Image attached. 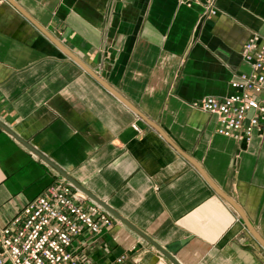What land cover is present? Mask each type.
Wrapping results in <instances>:
<instances>
[{"label":"crops","instance_id":"obj_1","mask_svg":"<svg viewBox=\"0 0 264 264\" xmlns=\"http://www.w3.org/2000/svg\"><path fill=\"white\" fill-rule=\"evenodd\" d=\"M253 34L264 0H2L0 225L61 176L13 132L163 248L182 240L179 264H264V117L223 136L193 105L250 71ZM72 250L168 260L117 218Z\"/></svg>","mask_w":264,"mask_h":264},{"label":"built area","instance_id":"obj_2","mask_svg":"<svg viewBox=\"0 0 264 264\" xmlns=\"http://www.w3.org/2000/svg\"><path fill=\"white\" fill-rule=\"evenodd\" d=\"M241 54L251 69L230 81L233 91L205 96L193 105L216 116L218 134L248 139L264 117V38L251 35ZM114 219L60 176L0 225V264H77L72 250L74 239L82 232L96 235ZM126 258L127 254L121 253L106 264H122ZM153 264L172 263L160 258Z\"/></svg>","mask_w":264,"mask_h":264},{"label":"water","instance_id":"obj_3","mask_svg":"<svg viewBox=\"0 0 264 264\" xmlns=\"http://www.w3.org/2000/svg\"><path fill=\"white\" fill-rule=\"evenodd\" d=\"M18 141H20L24 146L32 150L34 153H36L42 160H44L46 163L51 165L53 168L57 170V172L63 176L65 179H67L74 187H76L80 192L88 196L90 199L101 205L103 208H105L108 212H110L115 218L119 219L121 222L126 224L128 227H130L132 230L137 232L139 235H141L144 239H146L152 246H154L162 255H164L172 264H179L178 261L174 258L172 252L175 251L178 246L183 243L182 240H177L175 242H172L168 248H163L161 245H159L157 242H155L152 238H150L148 235H146L144 232H142L140 229L133 226L130 222H128L126 219H124L122 216H120L117 212H115L111 207H109L105 202L102 200L96 198L93 194H91L87 189H85L81 184H79L74 178H72L69 174H67L65 171H63L61 168L56 166L53 162H51L46 156L41 154L38 150L33 148L28 142L25 140L19 138L14 134L13 132H10ZM258 238V237H257ZM259 239V238H258ZM263 245L264 243L260 241Z\"/></svg>","mask_w":264,"mask_h":264}]
</instances>
